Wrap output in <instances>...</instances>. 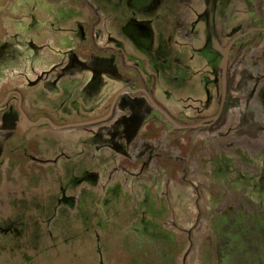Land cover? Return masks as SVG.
Listing matches in <instances>:
<instances>
[{
    "label": "rangeland",
    "instance_id": "rangeland-1",
    "mask_svg": "<svg viewBox=\"0 0 264 264\" xmlns=\"http://www.w3.org/2000/svg\"><path fill=\"white\" fill-rule=\"evenodd\" d=\"M27 1L18 0L14 10L22 12ZM234 12L233 5L222 10L224 26L235 23ZM17 41L28 57L27 43ZM29 58L32 66L41 64L34 53ZM263 74L249 55L228 136L243 138L254 127L251 138L259 147ZM61 106L62 122L94 118L93 103L73 98ZM120 127L116 120L28 134L32 162L16 164L23 170L9 188L16 205L0 207V226L21 233L0 235V264H264V151L208 128L167 130L143 134L155 145L151 154L107 165L109 146L116 143L109 134ZM11 166L0 167V176ZM40 175L50 181L34 195L36 180L28 179ZM6 188L7 181H0V196Z\"/></svg>",
    "mask_w": 264,
    "mask_h": 264
},
{
    "label": "flooded vegetation",
    "instance_id": "flooded-vegetation-1",
    "mask_svg": "<svg viewBox=\"0 0 264 264\" xmlns=\"http://www.w3.org/2000/svg\"><path fill=\"white\" fill-rule=\"evenodd\" d=\"M27 2L21 12L14 10L18 0H0V167L12 164L9 174L0 176L7 181L0 207H15L16 192L9 188L19 178L16 171L23 170L16 164L32 162L27 136L41 129L120 120L121 127L109 134L116 143L109 146L107 165L151 154L155 145L143 134L167 130L208 128L264 151L251 138L254 127L243 138L228 137L234 130L230 119L242 103L237 88L245 59L251 55L264 73V0ZM229 5L235 23L224 26L221 13ZM17 39L27 43L39 66L23 57L24 42ZM73 98L93 103L94 118L60 121L62 102ZM258 118L264 123V109ZM41 177L28 179L36 180L34 195L50 181ZM9 232L21 233L0 226V235Z\"/></svg>",
    "mask_w": 264,
    "mask_h": 264
}]
</instances>
